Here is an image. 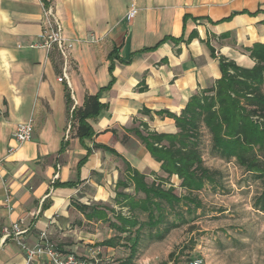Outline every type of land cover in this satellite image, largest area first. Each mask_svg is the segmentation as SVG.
Returning a JSON list of instances; mask_svg holds the SVG:
<instances>
[{
  "label": "crops",
  "instance_id": "1",
  "mask_svg": "<svg viewBox=\"0 0 264 264\" xmlns=\"http://www.w3.org/2000/svg\"><path fill=\"white\" fill-rule=\"evenodd\" d=\"M49 5L72 43L63 81L60 50L31 46ZM257 43L264 0H0V264H27L2 237L16 221L29 244L45 231L63 253L113 261L126 240L111 217L125 209L115 198L125 161L147 181L163 175L134 129L176 131L168 112L215 85L221 56L252 68ZM85 108L97 113L86 118L92 135L80 137ZM30 118L32 138L19 143L17 124Z\"/></svg>",
  "mask_w": 264,
  "mask_h": 264
},
{
  "label": "trees",
  "instance_id": "2",
  "mask_svg": "<svg viewBox=\"0 0 264 264\" xmlns=\"http://www.w3.org/2000/svg\"><path fill=\"white\" fill-rule=\"evenodd\" d=\"M248 51L255 60L252 68L239 66L221 56L222 75L215 85L194 94L179 115L168 112L175 120L176 131L143 133L134 129L151 155L161 163L163 175L147 181L145 174L125 161L128 177L117 182L115 198L121 207L128 208V213H117L116 229L121 233L119 240L125 234L124 239L132 242V254L145 226L154 228L166 223L168 210L175 209L181 201L199 205L194 193L206 184L216 185L220 172L204 162L200 150L202 129L211 137L212 153L220 158H234L246 171L264 178V43H257ZM87 102L97 107L99 104L95 96H90ZM87 108L79 110L80 137L92 135L86 118L97 110ZM173 176L177 177L185 194H177L174 185H164ZM130 188L132 191L127 192ZM254 205L264 209V195ZM140 213L147 214V221L139 219ZM176 226L178 224L172 222L165 231ZM157 232L158 237H163L162 230ZM104 244L115 245V239L110 238ZM173 254L171 252L170 257ZM196 259L191 258L189 264Z\"/></svg>",
  "mask_w": 264,
  "mask_h": 264
},
{
  "label": "rangeland",
  "instance_id": "3",
  "mask_svg": "<svg viewBox=\"0 0 264 264\" xmlns=\"http://www.w3.org/2000/svg\"><path fill=\"white\" fill-rule=\"evenodd\" d=\"M202 130L204 162L220 172L216 185L206 184L194 193L199 205L181 201L175 209H167L166 223L145 226L135 253L131 252L132 242L123 239L119 246L125 247L108 264H189L191 258L201 264H264V209L254 205L264 195V178L255 177L234 158L212 153L211 137ZM164 185H174L177 194H185L176 176ZM116 211L127 214L128 208ZM138 216L147 221L146 213ZM111 217L116 220L115 215ZM172 222L178 226L165 231ZM158 230L163 237H158ZM118 232L113 231L120 235Z\"/></svg>",
  "mask_w": 264,
  "mask_h": 264
},
{
  "label": "built area",
  "instance_id": "4",
  "mask_svg": "<svg viewBox=\"0 0 264 264\" xmlns=\"http://www.w3.org/2000/svg\"><path fill=\"white\" fill-rule=\"evenodd\" d=\"M137 11V5L131 4L126 15L127 19H133ZM44 16V27L31 46L44 47L47 50H51L56 46L62 53L65 62L63 73L59 77V81L67 80L68 57L72 43H70L64 35L62 24L52 5L44 9ZM33 128L34 123L32 118L20 122L17 124L13 134L15 140L19 143L30 140L32 138ZM27 230L28 227L25 226L22 221L13 222L10 226H5L2 229L3 238L15 240L25 251L27 264H32L33 261L37 259L43 260L42 264H107L97 257L87 258L74 253H63L45 231L40 234L39 241L36 244H29L24 239ZM191 264H201V260L196 259L191 262Z\"/></svg>",
  "mask_w": 264,
  "mask_h": 264
}]
</instances>
